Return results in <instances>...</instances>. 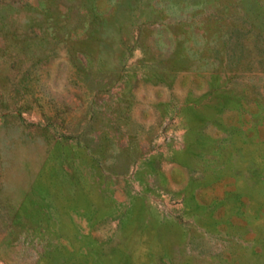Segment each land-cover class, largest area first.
<instances>
[{"label":"rangeland","instance_id":"rangeland-1","mask_svg":"<svg viewBox=\"0 0 264 264\" xmlns=\"http://www.w3.org/2000/svg\"><path fill=\"white\" fill-rule=\"evenodd\" d=\"M0 264H264V0H0Z\"/></svg>","mask_w":264,"mask_h":264}]
</instances>
